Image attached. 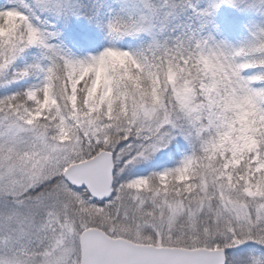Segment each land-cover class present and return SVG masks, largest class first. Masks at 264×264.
<instances>
[{"label": "snow or ice", "instance_id": "6c2138e0", "mask_svg": "<svg viewBox=\"0 0 264 264\" xmlns=\"http://www.w3.org/2000/svg\"><path fill=\"white\" fill-rule=\"evenodd\" d=\"M0 264H264V0H0Z\"/></svg>", "mask_w": 264, "mask_h": 264}]
</instances>
